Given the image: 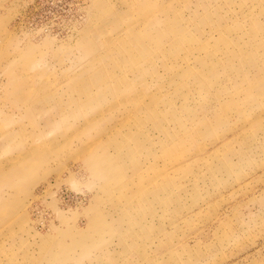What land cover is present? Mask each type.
Listing matches in <instances>:
<instances>
[{
  "label": "rangeland",
  "instance_id": "obj_1",
  "mask_svg": "<svg viewBox=\"0 0 264 264\" xmlns=\"http://www.w3.org/2000/svg\"><path fill=\"white\" fill-rule=\"evenodd\" d=\"M0 264H264V0H0Z\"/></svg>",
  "mask_w": 264,
  "mask_h": 264
}]
</instances>
